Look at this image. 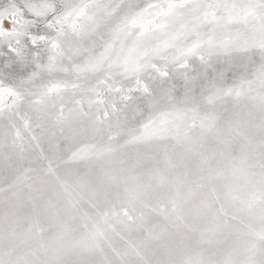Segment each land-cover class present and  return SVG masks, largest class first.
<instances>
[{"label": "snow or ice", "instance_id": "obj_1", "mask_svg": "<svg viewBox=\"0 0 264 264\" xmlns=\"http://www.w3.org/2000/svg\"><path fill=\"white\" fill-rule=\"evenodd\" d=\"M114 2L0 0V57L4 58L0 60V129L7 121L10 135L6 134L5 139L7 145L14 149L19 164L14 186H30L39 174L37 168L25 165L29 153L44 157L41 138L32 131L30 121L20 112L21 105L29 97L32 103L43 105L45 100H62L66 91H73L77 96L74 104L68 106L61 103L52 123L63 132L65 127L81 121L78 136L99 135V140L85 142L78 141L76 135L64 137L69 141L65 147L67 156L64 162H87L99 158L106 150L111 151L113 143L128 124V115L121 117L118 105L122 103L127 107L136 100L137 93L152 95L150 85L141 78L143 72L153 68L162 79L170 78L167 66L155 64L154 58L167 60L174 52L172 62L177 64L178 69L184 70L185 98H194L198 82L201 94L210 104L226 97L238 99L248 92L264 90V0H163L161 5L150 4L136 10L131 18H122L108 30L109 39L105 40L104 34H99V45L96 40H91V47H85V41L96 36L100 27L98 11L103 10L110 18L123 0H119L116 7L110 10ZM190 5L193 11L199 12L192 31L165 35L155 46L147 45L152 34L166 32L170 17L182 16L183 12L179 10ZM152 9L158 10L153 12ZM233 24L241 27L232 31L230 26ZM202 27H207L208 31L202 33L196 30ZM134 29H139L135 32V42L128 45V38L133 35ZM85 52L87 55L83 61L72 63L71 69L64 63L65 60L71 62L73 55ZM193 59L203 68L202 74L189 75L195 71V65L191 62ZM218 64L226 67L218 69ZM70 70L80 79L55 85L44 80L46 75ZM89 74L101 75L94 84L84 87L81 81ZM116 76L132 79L134 83L125 87L122 82L116 81ZM109 93L113 96L111 101L108 99ZM168 96L170 101L174 99L170 92ZM260 99L264 102V91L260 92ZM53 106H56L55 103ZM114 116L115 125L111 123ZM136 116L142 118L138 124L127 129V139L122 147L152 144L168 138L182 143L189 138L190 127L199 125L208 132L215 127L214 115H201L196 107L185 105L183 100L168 109L150 111L147 116H144L143 109L137 108L132 119ZM84 120L89 121L88 126L83 124ZM105 124L106 135L98 127ZM24 132L31 133V138L26 139ZM3 146L0 144V147ZM56 148L59 149V142ZM200 156L196 188L206 189L209 197L196 213L198 223L195 226L186 220L179 193L166 198L157 195L154 205L145 206L153 207L165 218H172L177 230L188 229L192 233H199L201 240L211 236L217 243L227 244L228 237L234 235L239 243L231 246L221 261H214L207 254V249H201L189 251L170 264H264V153L255 165L258 172H252L245 166L246 157L222 153L220 162L213 167L210 157L203 153ZM46 172L56 175L51 162ZM152 175L160 186L172 183L158 170ZM57 179L63 187L64 196L73 204L78 203L75 186L59 176ZM152 190L151 182L137 185L136 190L130 193L129 201L101 212L105 227L91 217H82L81 227L84 231L78 243L103 254L105 246L112 245L107 230L115 232L111 218L142 224L144 213L136 211L134 215L132 203L141 196L151 194ZM2 191L4 189H0ZM228 208L231 211L226 210ZM244 213L252 216L257 226L245 223L241 218ZM152 239H160V234H152ZM131 248L139 264H152L139 246L133 244ZM12 251H9V256ZM0 264L12 262L0 257ZM16 264H20L19 260ZM120 264L130 262L124 256Z\"/></svg>", "mask_w": 264, "mask_h": 264}, {"label": "rangeland", "instance_id": "obj_2", "mask_svg": "<svg viewBox=\"0 0 264 264\" xmlns=\"http://www.w3.org/2000/svg\"><path fill=\"white\" fill-rule=\"evenodd\" d=\"M119 0H115L111 8L116 7ZM163 0H123L116 9L115 14L109 18L108 13L98 11L97 19L100 27L96 36L85 41V47H91V40L100 44L97 36L104 34L105 40L109 39L108 30L122 18H131L135 11L144 9L150 4L161 5ZM97 11V9H93ZM158 9H152L155 12ZM183 15H173L169 18V28L165 33H154L152 39L147 41L149 47L163 39L165 35L176 33H188L197 24L196 17L199 12L193 11L190 5L186 9L179 10ZM240 25L233 24L230 30L234 31ZM206 33L207 27L196 29ZM128 38V45L135 42V32ZM99 49L97 48V51ZM87 53L75 56L72 61L64 63L71 69L72 63L83 61ZM169 59L154 58L153 62L159 66H167L171 74L170 78L162 79L156 69L149 68L142 74L151 89V96L136 94V100L130 102L127 107L122 103L121 117L127 114L128 124L124 131L112 145L111 151H104L103 155L92 161L64 162L69 143L64 137L77 136V140L85 142L99 140V135L89 134L86 137L78 136L81 121H76L71 127H65L63 132L52 123L54 114L61 103L71 106L77 96L69 89L63 94V99L45 100L43 105L32 103L31 97L21 105V115L30 121L32 131L41 138L44 157L38 153H29L25 165H30L39 170V174L29 185H13L19 171V164L14 149L7 145L6 134L10 135L8 122L4 121V128L0 129V257L16 264H120L121 257L126 256L130 264H139L131 245L139 246L152 261V264H170L180 259L189 251L207 249V254L214 261H221L227 255L231 246L239 243L236 236L230 235L227 244L217 243L211 236L201 240L199 233H192L188 229L177 230L172 218H165L153 207L157 195L175 196L179 193L180 204L190 225L198 223L196 213L201 210L203 203L208 199L207 190L196 188V178L200 174V153L210 157V165L215 167L221 160V154H233L246 157L245 166L252 172H258L255 167L264 153V102L260 99V92L254 90L238 99L226 97L215 104L208 103L201 94L200 83L195 87L193 97H184L185 80L182 69ZM255 55V52L253 53ZM79 57V58H78ZM0 57V60H3ZM195 71L190 76L202 74L203 68L193 59ZM226 65L218 64L217 68H225ZM99 75H87L81 81L84 87L95 83ZM211 75V72H209ZM231 75V73H229ZM80 78L73 71L67 73L54 72L46 75V83L55 85L63 81L74 82ZM116 81L122 82L125 87L134 83L132 79H124L116 76ZM174 97L169 100L168 93ZM78 94V93H77ZM108 99H113L108 94ZM183 103L189 107H196L201 115L212 114L215 116V127L211 132L205 131L197 125L189 128V138L178 143L173 138L156 141L152 144L124 146L127 139V129L138 124L142 117L132 116L137 108L143 109L144 116L150 111L164 110L175 103ZM55 103V107L53 106ZM150 105L152 106L150 108ZM15 119V118H14ZM19 123L20 121L17 120ZM107 123V122H106ZM111 123L115 125L116 117ZM85 126L89 125L84 120ZM107 134L106 124L98 126ZM115 131V128H113ZM25 138L30 139L31 133L24 132ZM59 142V149L56 144ZM49 162L55 168L56 175L47 173ZM159 174L172 181L170 184L160 186L157 184L153 173ZM66 180L76 188L73 204L64 196L63 187L57 179ZM151 182L153 190L151 194L141 196L133 201V214L136 211L144 213L143 223H128L121 218H111L115 228L108 229V235L112 238L111 247L105 246L104 253H96L82 244L83 228L82 217H91L105 227L100 213L110 209L123 201L131 199L130 193L136 190L137 185ZM231 211L230 208L226 209ZM245 223L257 226V221L247 213L241 214ZM118 233V234H117ZM159 233L160 239H152V234ZM12 251L9 256V251Z\"/></svg>", "mask_w": 264, "mask_h": 264}, {"label": "bare ground", "instance_id": "obj_3", "mask_svg": "<svg viewBox=\"0 0 264 264\" xmlns=\"http://www.w3.org/2000/svg\"><path fill=\"white\" fill-rule=\"evenodd\" d=\"M79 56H81V55H79ZM73 57H74V59H75V56H73ZM78 58H79V57H78ZM75 61H76V59H75ZM77 62H79V61L77 60ZM77 62H76V63H77Z\"/></svg>", "mask_w": 264, "mask_h": 264}]
</instances>
